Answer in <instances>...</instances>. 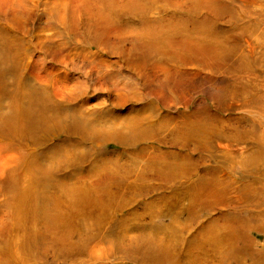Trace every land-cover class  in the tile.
Listing matches in <instances>:
<instances>
[{
    "label": "bare ground",
    "instance_id": "bare-ground-1",
    "mask_svg": "<svg viewBox=\"0 0 264 264\" xmlns=\"http://www.w3.org/2000/svg\"><path fill=\"white\" fill-rule=\"evenodd\" d=\"M105 1L0 0V206L19 228L57 233L70 229L77 206L91 208L79 218L97 227L156 192L151 220L166 215L156 227L173 242L160 249L161 264H264V116L256 112H264V0L177 3L190 34L169 50L154 27L158 0H110V12L148 17L142 36L113 27ZM40 7L77 39L38 28ZM163 63L190 70L164 71ZM217 70L230 81L211 104L190 110L189 90ZM131 80L141 81L138 94L128 92ZM129 101L140 107L115 114ZM230 109L241 115L225 117ZM110 145L124 163L103 151ZM109 166L119 175L96 185ZM207 215L209 225L189 235Z\"/></svg>",
    "mask_w": 264,
    "mask_h": 264
},
{
    "label": "rangeland",
    "instance_id": "rangeland-1",
    "mask_svg": "<svg viewBox=\"0 0 264 264\" xmlns=\"http://www.w3.org/2000/svg\"><path fill=\"white\" fill-rule=\"evenodd\" d=\"M185 0H158L157 6L161 9V17L157 18L156 29H163V34L160 35L158 41L160 43H167L169 48H176L175 41L184 40L188 34V27L181 24L178 16L177 3ZM174 2V4H170ZM110 0H106L102 5L103 13L110 20L113 27L121 31L125 36L137 35L142 36L150 26L148 17L145 15L142 18H131L130 16H119L111 11ZM34 23L38 24V28L46 30L52 34H57L56 40L62 42L72 43L75 39L72 35L59 26L54 21V12L48 8L44 12L42 7L33 14ZM170 26L174 31H167L165 27ZM89 29V22L86 16L81 19V40H85L87 31ZM129 48L128 45H126ZM110 62L117 61L115 56L110 55L105 57ZM162 70H187L190 68H183L178 64L163 63ZM193 69V68H191ZM232 71L235 69H231ZM105 70L100 69L98 75L102 74ZM160 71V69H159ZM162 71V72H164ZM193 71H196L194 68ZM160 72V73H162ZM159 73V74H160ZM163 75V74H160ZM230 74L223 73L222 70L205 71L202 72L201 78L207 77L203 83L197 85L191 91V103L189 109L193 110L204 105L211 104L219 97V92H222L227 82L230 81ZM126 81V80H123ZM158 81V80H157ZM156 81V82H157ZM197 83H194L196 86ZM128 92L131 94H138L141 92V81L131 80L128 81ZM95 92L93 95L99 94ZM173 97V95L170 93ZM175 100V97H173ZM91 103L95 104L96 99H91ZM138 103L127 102L126 106L115 110V114L121 116L125 115L132 109H138ZM174 111V108H172ZM242 111L237 109H230L223 115L228 117H236L241 115ZM257 114L261 117L264 112L257 109ZM241 146L233 147L237 152L240 151ZM117 147L110 145L104 148L103 151L111 153L109 157L111 160H117L124 163V158L119 157V152L116 151ZM119 167V166H118ZM85 167L83 174L86 176ZM232 175H238L237 167L230 168ZM115 166H109L103 170L100 177L94 181L96 185L102 186L107 184V178H114L118 176ZM153 185L154 180L150 181ZM166 192V191H164ZM165 194V193H163ZM157 193H147L138 198L137 202H133L129 210H125L118 217L114 218L112 222H105L103 225L95 227L90 220H83L79 215H86L91 209L84 210L82 207L77 206L79 214L77 218L71 223L70 229H63L67 231L55 232L52 230L44 231L40 229L38 224L26 222L22 227H17L13 219L11 209L7 206H0V264H161L166 260V254H161L160 249H169L173 243L169 239H165L161 231L157 228L159 223H168V217L163 215L160 221L151 220V213L154 211L153 207L149 206L151 200L156 198ZM151 212V213H150ZM185 215L178 216L179 221H185ZM27 219V216L24 217ZM209 218L201 216V223L196 221L193 229L189 231V235L198 234L197 227L208 226ZM110 223V224H109ZM160 223V224H161ZM157 226V227H156ZM65 237H61L63 233ZM62 239H61V238ZM252 239L254 235L250 236ZM261 237H257L256 242H261Z\"/></svg>",
    "mask_w": 264,
    "mask_h": 264
}]
</instances>
